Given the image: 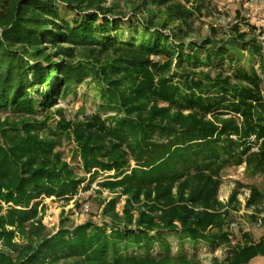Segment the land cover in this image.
<instances>
[{"label":"trees","instance_id":"trees-1","mask_svg":"<svg viewBox=\"0 0 264 264\" xmlns=\"http://www.w3.org/2000/svg\"><path fill=\"white\" fill-rule=\"evenodd\" d=\"M59 3L76 13L74 20L62 18ZM187 3L191 9L177 6L171 14L183 28L166 36L168 19L131 25L104 0H0V113L23 117L0 118V264H198L184 241L211 249L226 242L232 214L220 212L216 198L220 170L246 162L264 172V47L254 26L244 31L238 24L222 40L185 44L187 22L203 8ZM75 48L98 49L97 58L74 64ZM109 52L114 58L101 65ZM213 66L215 77L202 72ZM88 73L101 82L105 118L100 112L77 122L62 118L54 129L31 119ZM62 135L75 142L83 177L56 150ZM101 175L100 188L126 197L121 218L115 199L102 210L111 229L69 228L63 220L54 235L46 233L42 198L67 203ZM259 198L264 194L251 190L248 205ZM165 233L181 242L176 254ZM260 256L263 237L226 264Z\"/></svg>","mask_w":264,"mask_h":264},{"label":"rangeland","instance_id":"rangeland-1","mask_svg":"<svg viewBox=\"0 0 264 264\" xmlns=\"http://www.w3.org/2000/svg\"><path fill=\"white\" fill-rule=\"evenodd\" d=\"M190 0H168L165 4L160 0H104V7L109 8L114 15L120 14L118 18L125 16L131 21V25H136V21L140 19L152 18L153 23L157 24L168 19L167 30L164 31L169 36L170 30L176 27L183 28V20L173 17L172 8L179 6L183 10L191 9ZM203 3L200 13L194 14L187 22L189 24V33L185 38V44L195 43L201 44L204 40H222L229 29L238 24L242 30H247L248 26L256 28L255 34L258 35L260 42L264 47V0H194ZM194 5V4H193ZM60 15L66 21H72L76 17V13L66 9L63 3L58 4ZM135 13V17L133 14ZM101 19L98 20V23ZM124 24L123 38L127 40L130 36L128 23ZM187 29V30H188ZM114 36V33H112ZM65 48V45H64ZM89 50H93L92 53ZM53 49H49L48 53H53ZM98 49L92 48H75L74 60L77 64L83 63L85 60L94 61L97 58ZM188 52V49H185ZM204 57V53H201ZM114 58L110 52L100 57L101 65ZM58 61V59H57ZM35 62L31 66H35ZM202 72L210 73L213 78L217 74L216 67H212L209 71L202 68ZM101 82H97V78L88 73V77L80 84L70 88L65 96L59 97L56 105L47 113L38 112L31 117L34 122L44 124L53 128L63 118L65 122L82 121L84 117L100 112L99 89ZM44 88H40L43 93ZM160 106H164L160 104ZM60 113V114H59ZM108 116H114L110 113ZM225 116L224 118H226ZM0 118L9 119L10 123L22 120L23 117L13 113H0ZM102 118H105L102 116ZM62 153L63 161L73 170L76 177L84 176L81 168V161L76 156L77 146L71 137L62 135L60 145L56 148ZM256 153L257 148L250 150ZM106 175H101L95 182L89 185L86 183L80 186L78 193L67 203L63 200H57L53 197L42 198V208H39V216L41 224L46 229V233L54 235L63 220L67 227H78L86 223H91L97 227L111 229L110 217L102 213L104 206L112 199L116 200L114 213L118 217L123 216L126 197L122 196L118 191L110 192L98 186ZM89 177L86 176L87 180ZM220 185L217 191V201L221 204L220 212L229 211L232 214L231 220L226 225V242L220 243L211 249L208 245L199 243L192 245L188 241H184L183 245L188 255L195 254L198 264H226L233 257L234 251L252 243H257L260 238H264V198L257 199L253 205H248L251 196V190H256L258 194H264V172L256 170L252 165L243 162L239 166L226 167L219 172ZM235 193V197L230 202V197ZM40 205V206H41ZM137 207L132 210L133 218L137 216ZM133 228V227H131ZM167 241L171 246L172 254H176L180 248L181 242L173 233H165ZM15 241L25 244L18 235ZM158 246L154 245V252L158 250ZM136 251V249H131ZM248 264H264V256L256 257Z\"/></svg>","mask_w":264,"mask_h":264}]
</instances>
